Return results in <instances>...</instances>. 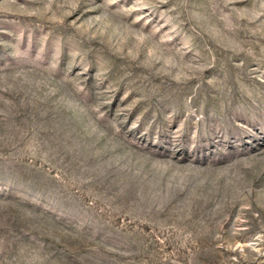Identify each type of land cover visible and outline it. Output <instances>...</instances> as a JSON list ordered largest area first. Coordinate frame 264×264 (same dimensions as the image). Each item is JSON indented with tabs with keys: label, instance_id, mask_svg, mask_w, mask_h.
<instances>
[{
	"label": "rangeland",
	"instance_id": "1",
	"mask_svg": "<svg viewBox=\"0 0 264 264\" xmlns=\"http://www.w3.org/2000/svg\"><path fill=\"white\" fill-rule=\"evenodd\" d=\"M0 264H264V0H0Z\"/></svg>",
	"mask_w": 264,
	"mask_h": 264
}]
</instances>
